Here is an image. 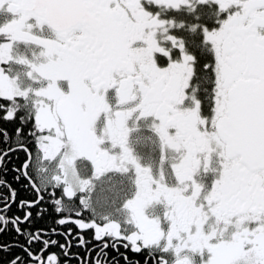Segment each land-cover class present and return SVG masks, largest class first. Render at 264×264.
Masks as SVG:
<instances>
[{
	"label": "snow or ice",
	"instance_id": "6c2138e0",
	"mask_svg": "<svg viewBox=\"0 0 264 264\" xmlns=\"http://www.w3.org/2000/svg\"><path fill=\"white\" fill-rule=\"evenodd\" d=\"M0 188L7 264H264V0H0Z\"/></svg>",
	"mask_w": 264,
	"mask_h": 264
},
{
	"label": "trees",
	"instance_id": "16d2710c",
	"mask_svg": "<svg viewBox=\"0 0 264 264\" xmlns=\"http://www.w3.org/2000/svg\"><path fill=\"white\" fill-rule=\"evenodd\" d=\"M6 127H11V125H5ZM19 156V159H16V156ZM24 153L23 152H19L16 154H13V159H12V163L8 165V168L11 169L12 164H15L17 166H19L22 161L24 160ZM15 173L9 171L5 178L8 183H10L12 185L13 188L20 190V196L23 197L25 195V193L23 192V190L21 189V184L24 183L23 181H21V184L16 183L13 180ZM8 194V189L7 188H0V195H7ZM31 198V197H29ZM13 210L15 209V206H13ZM11 215V214H10ZM38 226H44L46 227V225H44L43 223H41ZM15 236L14 232H6L2 235H0V244H6L10 241H12L13 237ZM19 250H14V252H18ZM12 258L11 255L5 254V253H0V264H7L8 260H10Z\"/></svg>",
	"mask_w": 264,
	"mask_h": 264
},
{
	"label": "flooded vegetation",
	"instance_id": "af4514ba",
	"mask_svg": "<svg viewBox=\"0 0 264 264\" xmlns=\"http://www.w3.org/2000/svg\"><path fill=\"white\" fill-rule=\"evenodd\" d=\"M13 212H15V210H13ZM11 213H9V215H10ZM121 251H123V249H121Z\"/></svg>",
	"mask_w": 264,
	"mask_h": 264
}]
</instances>
